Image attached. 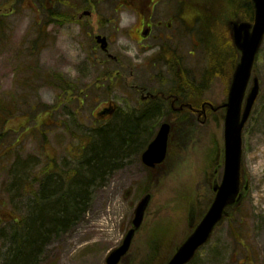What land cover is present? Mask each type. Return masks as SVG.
Returning <instances> with one entry per match:
<instances>
[{
  "label": "rangeland",
  "instance_id": "1",
  "mask_svg": "<svg viewBox=\"0 0 264 264\" xmlns=\"http://www.w3.org/2000/svg\"><path fill=\"white\" fill-rule=\"evenodd\" d=\"M10 1L0 0V104L8 110L0 129V264L13 245L8 234L17 225L14 220L25 221L45 175L55 171L70 179L75 167L84 164L102 129L118 128L125 117H140L148 111L145 108L150 104L141 101L128 82L152 92L167 91L179 83L167 64L159 61L152 66L148 55L158 48L154 37L140 43L132 39L136 14L120 0H20L8 13ZM205 1L206 7L209 1L222 2L225 9L242 2ZM70 3L72 16L67 13ZM84 9L92 14L78 18ZM243 11L248 17L249 11ZM203 12L196 32L191 30V35L184 37L180 61L187 76L195 67L194 83H204L200 89L208 85L205 90L220 101L225 91L218 82L223 84L226 77L218 73L230 68L234 51L224 28L225 17L218 19ZM158 17L165 19L166 14L161 12ZM95 32L108 38V52L117 55L123 66L99 49L93 40ZM164 33L176 30L164 29ZM138 43L147 49L139 48ZM128 66L134 67L132 79V67ZM206 71L213 75L207 77ZM253 74L259 93L242 131L247 196L187 264H264V37ZM110 102L115 105L114 112L98 118L99 110ZM153 112L136 147H127L113 168L93 184L86 209L72 225L52 235L31 264H104L108 251L121 242L129 228L135 204L145 191L152 193L151 202L130 252L119 264H149V256L152 260L158 257L150 255L153 249L158 250L155 237L183 231L182 211L190 192L195 210L202 209L206 194H210V183L202 180L203 168L194 191L185 189V180L181 182L184 191L173 188L175 178L171 177L178 166H193L191 158L194 160L199 151L202 156L208 152L205 170L210 171L218 143L214 131L208 149L215 128L212 119L203 122L190 113L180 119L164 103ZM165 120L173 122L168 155L157 169H150L141 162L140 153ZM129 127L128 122L125 128Z\"/></svg>",
  "mask_w": 264,
  "mask_h": 264
},
{
  "label": "flooded vegetation",
  "instance_id": "2",
  "mask_svg": "<svg viewBox=\"0 0 264 264\" xmlns=\"http://www.w3.org/2000/svg\"><path fill=\"white\" fill-rule=\"evenodd\" d=\"M18 1L20 0H11L10 2H8L9 6L6 12L11 13L13 11V7L15 3ZM35 1H39V0H35ZM120 1L124 2L125 6H131L133 12L136 14V18L134 20V23L132 24L133 27L132 30L135 36L132 39L140 43V41L142 40H146L150 37H154L155 38L154 40L158 41L156 43V46H158L156 51L148 55V56H152L151 59L152 66L155 67L159 61L163 63L164 66L167 64V69H169L170 72L176 74L179 78L178 80L179 83L172 85L170 89H168L167 91L157 90L155 92L147 90L139 83H131L132 81L128 82L130 88L139 93V99L146 104H150L145 108V110H149L150 108H154L156 110L157 108H160L164 103L169 105L170 109L175 113H177L180 119H182L183 115L189 113L192 115L195 114L202 121L204 120V118H206L207 120L208 118L212 119V116H214L215 121L218 124L220 123L221 126L222 117L225 108L224 103L226 100V95L232 83L233 69L235 64L239 60V52L234 47L232 40L231 25L232 22L235 20H238L240 22L253 21L254 10L251 0H242L241 3H235V4L232 3L230 5H226L225 6L226 9L224 8L222 2L215 4L213 3V1H209L208 6L206 7L205 2L207 1L205 0H120ZM74 6H79V5L75 4ZM116 6L117 5H115V8ZM120 6H122V3L120 4ZM72 7L73 6L71 5V3L67 6V9L69 10L67 13L70 14L71 16L73 15ZM243 10L249 11L248 17H245L243 15L244 12ZM203 11L211 15H214L218 19H222V17H225L224 28L226 29L227 32L228 41L230 42L234 51V59H232L231 61L230 68L226 70H222L220 73L216 72V74L218 73L220 76H222L221 78H223V76L226 77L225 81L222 82L223 84H221V82H218L219 85L218 87L222 88V90L224 89L225 91L223 97L224 99H222L220 102L214 99L212 95L209 94L207 90H205L207 89L208 85L206 87L205 84V86L202 89H200L204 83H202L201 85L194 83L196 78L195 67L190 68L189 71L190 75L187 76L184 72V68L181 66V61H180V58L182 56L180 53V48L181 45L183 44L184 37L186 34L191 35V30H194L196 32V25L200 20V15L201 14L203 15L204 13ZM161 12L166 14L165 19H161L158 17L159 13ZM91 14H92L91 10L84 9L80 13L78 12L77 17L78 18L89 17ZM170 28L175 29L176 33L174 34L164 33V29H170ZM138 47L147 49V46H145L144 44L142 45L139 44ZM114 61L120 66H123V63L119 58L118 59L115 58ZM133 66H128V67H132L130 68L131 79L135 76V71ZM212 75L213 72L208 73L206 71L207 77L210 78ZM189 77H193L192 79L193 81H190ZM207 77L206 80L209 79ZM253 77H255V75L251 74L245 85L244 93L242 97V105L244 104L245 97L250 89V85H251L250 82H253V79L251 81V78ZM212 91L214 93V90ZM156 103H158V105ZM110 104L112 105V108H115L114 103L111 102ZM108 106L110 105L108 104ZM168 122L173 124L171 120H168ZM172 129H173V125H172ZM218 139H220V136H218ZM216 150L217 152L215 155V162L214 164H212V166H209L211 167V169L210 171H208V178H207L208 182L210 183V194L208 195L206 194L204 203L202 205V209L200 211L196 209V218L192 222V224L187 225L186 230H190L192 226L196 224V222L201 218L203 212L207 209L211 201V198L213 197V194L215 193L212 187L214 184H217L219 182L222 154H223L221 146H218ZM157 168L158 166L153 167V169H157ZM182 212L183 214H185L186 212L185 206H183Z\"/></svg>",
  "mask_w": 264,
  "mask_h": 264
},
{
  "label": "water",
  "instance_id": "3",
  "mask_svg": "<svg viewBox=\"0 0 264 264\" xmlns=\"http://www.w3.org/2000/svg\"><path fill=\"white\" fill-rule=\"evenodd\" d=\"M251 2L254 10L253 22L234 21L231 25L232 40L240 56L232 75V83L226 102L224 103L226 111L224 114L222 137L223 171L221 178L212 187L215 193L204 215L188 236L178 244L165 264H185L189 262L196 250L207 242L214 228L221 224L223 216L227 213L226 209L239 205L248 190L247 180L240 187L242 161L241 131L259 90L256 78H254L242 111L241 102L255 54L264 36V0H251ZM95 40L102 49L106 50L107 41L105 36L97 34L95 35ZM110 112V108H105L98 113V116H104ZM169 129L168 123H162L155 138L142 152L141 160L145 165L152 167L165 158ZM151 197V193H145L137 202L130 221L131 226L125 233L122 243L108 254L106 258L107 264H117L128 251L134 233L143 222L144 213L150 203ZM194 213V210L191 208L189 210L191 221Z\"/></svg>",
  "mask_w": 264,
  "mask_h": 264
},
{
  "label": "trees",
  "instance_id": "4",
  "mask_svg": "<svg viewBox=\"0 0 264 264\" xmlns=\"http://www.w3.org/2000/svg\"><path fill=\"white\" fill-rule=\"evenodd\" d=\"M154 110L150 108L136 118L127 116L118 128L102 129L88 151L84 164L79 168L75 167L70 179L67 175H57L55 171L45 175L40 191L34 193L33 205L30 206L25 221L14 220L17 225L8 234L13 245L3 264L33 263L52 235L66 229L78 219L86 209L93 184L113 168L127 147H136L144 135V124ZM6 112V105L0 104V129L6 122ZM128 122L130 127L127 129L125 124ZM106 133L109 134L105 135Z\"/></svg>",
  "mask_w": 264,
  "mask_h": 264
},
{
  "label": "bare ground",
  "instance_id": "5",
  "mask_svg": "<svg viewBox=\"0 0 264 264\" xmlns=\"http://www.w3.org/2000/svg\"><path fill=\"white\" fill-rule=\"evenodd\" d=\"M193 149L195 151L196 147L193 148ZM201 158H202V152L199 151L197 154H195L194 160H193V158H191V161L194 164H193V166H191L190 170H189L188 166H186V165H184L181 168L182 171H183V177H184V179L185 178H188V177H193L195 179L200 178L199 169H200V167L202 165V159Z\"/></svg>",
  "mask_w": 264,
  "mask_h": 264
}]
</instances>
